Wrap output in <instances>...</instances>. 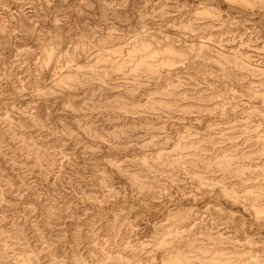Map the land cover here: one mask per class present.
Wrapping results in <instances>:
<instances>
[{
  "label": "rangeland",
  "instance_id": "rangeland-1",
  "mask_svg": "<svg viewBox=\"0 0 264 264\" xmlns=\"http://www.w3.org/2000/svg\"><path fill=\"white\" fill-rule=\"evenodd\" d=\"M0 264H264V0H0Z\"/></svg>",
  "mask_w": 264,
  "mask_h": 264
}]
</instances>
